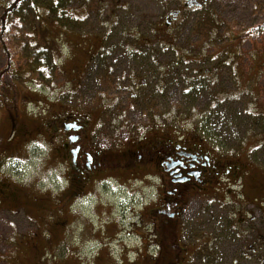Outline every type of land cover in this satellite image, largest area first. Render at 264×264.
Wrapping results in <instances>:
<instances>
[{
    "label": "rangeland",
    "instance_id": "374dc122",
    "mask_svg": "<svg viewBox=\"0 0 264 264\" xmlns=\"http://www.w3.org/2000/svg\"><path fill=\"white\" fill-rule=\"evenodd\" d=\"M197 1L203 7L188 9L185 0H26L4 29L7 2L0 0V264H135L146 251L145 227L136 226L130 209L137 211V202L156 208L159 180L124 188L123 207L109 208L113 216L102 220L113 219L105 224L109 247L99 254L98 242L87 239L92 228L82 241L73 217L58 215L67 222L56 227L53 189L63 175L52 143L25 138L11 125L15 114L45 121L51 106L102 121L99 144L126 145L145 132L188 133L214 156L247 165L244 176L223 180L187 207L184 234L204 236L203 258L216 248L237 256L262 231L253 201L264 203L256 191L264 179V0ZM56 2L72 10L68 25L52 13ZM27 123L31 131L37 124ZM163 152L194 169L187 153ZM175 189H168L172 201ZM81 207L102 218L98 207Z\"/></svg>",
    "mask_w": 264,
    "mask_h": 264
},
{
    "label": "flooded vegetation",
    "instance_id": "af4514ba",
    "mask_svg": "<svg viewBox=\"0 0 264 264\" xmlns=\"http://www.w3.org/2000/svg\"><path fill=\"white\" fill-rule=\"evenodd\" d=\"M176 20L177 18L170 17L166 23L174 26ZM51 107L43 115H48L45 121H39V116L31 118L26 114L23 118L15 114L11 125L17 131L20 130L25 138L31 137L33 140L37 137H46L52 143L53 158L58 163V172L61 170L63 175L62 179L57 178L53 189L54 213H58V219V215L73 217L70 226L79 225L81 235L85 230L92 228L93 231L87 239L98 242L100 245L98 254L109 247L107 242L110 239L106 236V227L113 219L111 218L108 224H106L107 220H102L112 217L113 209L117 212L118 206L123 207L124 188L159 180L164 187L162 186L161 189L158 206L147 207L148 202H145L144 206L147 208L139 207L137 202V211L130 209L132 216L136 218V226L145 227L142 245H145L146 251H141L134 262L138 264H264V227L251 241L241 245L242 252L237 256L234 255V251L231 252L232 250L216 248L210 258H203L204 236L200 235L191 240L184 234L182 227L186 226L184 219H187L186 210L191 201L201 200L204 195L219 190L223 180L227 179L231 183L239 174L242 176L247 165L238 164L235 160L222 155L214 156L200 145L203 143L201 139L187 133L177 138L163 131L152 138L145 132L141 138L129 137L126 145L112 147L111 144H99L96 137L103 138L100 134L104 132L101 129L102 121L98 123V120H93V124L89 116L65 111L54 112V106ZM27 121L37 123L32 127L33 131L30 130ZM42 127L46 131H41ZM27 141L31 143L30 139ZM163 150L168 151L172 156L173 154L177 156L181 154L180 152L187 153L186 157H192L194 161L190 170L194 169L191 172L185 171L187 167L181 166L178 161L174 163ZM182 168L184 174H177ZM247 174L252 178V169L251 172L247 171ZM260 174H264V171ZM243 179L247 180L245 177ZM259 182L256 191L258 196L264 199V179ZM174 187L176 201H172L168 190ZM130 192L133 190L130 189ZM248 200L251 201L250 205L255 202L254 207H261L260 211L264 217V203L258 199H254L253 202L251 198ZM81 206H92L95 210L98 207L102 218L96 214L92 217V214L84 211ZM101 207L106 209L105 212ZM240 216H243V212ZM66 222V219H59L56 227L64 228ZM68 229L69 227L66 228L65 233ZM218 238L220 239V236ZM80 240L83 241V235ZM200 242L201 247H199ZM257 250L260 253H257ZM205 259L211 261H204Z\"/></svg>",
    "mask_w": 264,
    "mask_h": 264
},
{
    "label": "trees",
    "instance_id": "16d2710c",
    "mask_svg": "<svg viewBox=\"0 0 264 264\" xmlns=\"http://www.w3.org/2000/svg\"><path fill=\"white\" fill-rule=\"evenodd\" d=\"M4 1V0H3ZM7 3H3V9H4V14L3 16H5L4 20L2 21L3 27L4 29H7L6 26H8V23H6L7 19H9L10 17V13L15 10L18 6V4H22L23 2H25L26 0H5ZM31 2V1H30ZM57 7V8H56ZM61 10V11H60ZM71 9H66V7H60L58 5V2H56V6L51 10L53 14H55L56 12H60L58 19L60 21H64V23L66 25H68L70 22L68 21V19H70L67 14ZM72 11V10H71ZM72 20V19H71ZM73 21V20H72ZM165 26L167 28H169V30L172 27H169V25L167 23H165ZM164 131V130H163ZM179 134V133H177ZM176 136V134H173ZM187 135H194V134H188ZM203 142V141H202Z\"/></svg>",
    "mask_w": 264,
    "mask_h": 264
},
{
    "label": "water",
    "instance_id": "95a60500",
    "mask_svg": "<svg viewBox=\"0 0 264 264\" xmlns=\"http://www.w3.org/2000/svg\"><path fill=\"white\" fill-rule=\"evenodd\" d=\"M190 5H191V6H194V5H195V6H200V4H199L198 2H196V1H192Z\"/></svg>",
    "mask_w": 264,
    "mask_h": 264
}]
</instances>
